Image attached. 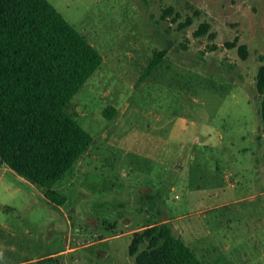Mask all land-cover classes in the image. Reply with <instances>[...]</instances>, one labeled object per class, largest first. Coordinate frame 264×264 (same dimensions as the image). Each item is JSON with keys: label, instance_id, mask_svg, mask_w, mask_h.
<instances>
[{"label": "rangeland", "instance_id": "obj_1", "mask_svg": "<svg viewBox=\"0 0 264 264\" xmlns=\"http://www.w3.org/2000/svg\"><path fill=\"white\" fill-rule=\"evenodd\" d=\"M49 1L103 57L68 106L93 142L61 206L0 166V264H134L164 220L205 264H264V0Z\"/></svg>", "mask_w": 264, "mask_h": 264}, {"label": "trees", "instance_id": "obj_2", "mask_svg": "<svg viewBox=\"0 0 264 264\" xmlns=\"http://www.w3.org/2000/svg\"><path fill=\"white\" fill-rule=\"evenodd\" d=\"M191 23L188 18L182 27ZM208 27L203 24L196 35L206 34ZM239 52L246 58L245 45ZM163 55H155L144 76ZM102 62L95 46L49 0H0V166L40 187L60 206L67 197L56 185L93 142L68 106ZM256 86L264 131V64ZM110 109L104 112L108 118ZM129 255L134 264H205L166 220L135 231ZM36 264L61 262L50 256Z\"/></svg>", "mask_w": 264, "mask_h": 264}]
</instances>
